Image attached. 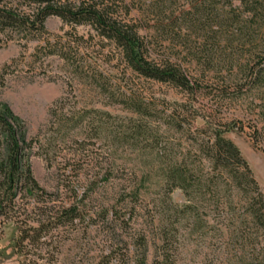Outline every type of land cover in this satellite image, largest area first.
I'll use <instances>...</instances> for the list:
<instances>
[{
  "label": "trees",
  "instance_id": "16d2710c",
  "mask_svg": "<svg viewBox=\"0 0 264 264\" xmlns=\"http://www.w3.org/2000/svg\"><path fill=\"white\" fill-rule=\"evenodd\" d=\"M49 17L59 18L72 31L64 41L46 40L40 50L65 62L77 83L103 97L104 107L121 106L140 119L124 130L106 111L64 114L71 101L66 98L50 109L47 133L26 139L22 124L0 110V226H13L9 240L18 261L55 263L54 233L85 218V201L113 182L115 168L109 156L126 147L150 157L151 170L142 182L152 171L159 178L154 202L162 209L163 224L156 230L162 261L168 260L171 240L178 241L184 226L190 234L204 228L214 232L216 239L208 247L214 248L215 256L204 264H264V196L238 149L223 137L237 129L235 123L212 127L206 142L195 150L197 164L185 157L190 151H180L181 140L173 144L169 138L171 130L190 127L189 103L204 89L212 95L218 92L222 101L250 98L256 117L250 137L255 147L264 146V0H0V32L36 40L47 35L44 24ZM77 26L90 28L94 35L88 42L96 39L98 48L117 50L125 68L138 78L170 86L185 96L186 103L172 108L162 103L157 110L121 92L96 61L86 62V42L75 33ZM67 145L73 152L61 157V147ZM31 155L56 169L55 193L34 179ZM92 162L93 174L83 179L80 171ZM175 191L183 203H174ZM118 197L116 205L125 213L120 227L133 231L129 237L134 243L117 253L112 249L96 264H147V238L154 231L133 229L140 186L123 189Z\"/></svg>",
  "mask_w": 264,
  "mask_h": 264
},
{
  "label": "rangeland",
  "instance_id": "374dc122",
  "mask_svg": "<svg viewBox=\"0 0 264 264\" xmlns=\"http://www.w3.org/2000/svg\"><path fill=\"white\" fill-rule=\"evenodd\" d=\"M135 15L133 12L130 16ZM44 26L47 35L32 41H27L18 34L0 32V110H7L22 124L26 139H33L38 135L42 138L47 133L50 128V109L54 103L66 98L71 101L66 104L64 114L71 111H89L93 108L108 112L114 124L123 126L124 130L125 127L133 126L140 119L138 116L121 109V106L104 107L103 97L94 94L89 87L77 83L73 79L72 69L65 62L40 50L46 40L50 43H54L57 38L66 40L65 34L70 33L72 28L57 17H49ZM73 29L86 42L83 44L86 62L96 61L105 76L124 94L143 100L157 110H161L162 103L170 108L186 103L185 96L170 86L146 81L134 75L125 68L118 51L113 47L105 45L100 49L95 46L98 42L96 39L88 42L89 35H94L89 27L77 26ZM201 91L202 94L195 93L194 99L189 103L187 117L191 121L190 127L185 124L177 132L171 130L169 138L173 140V144L181 140L180 151H190L185 157L197 164L200 159L198 160L199 153H195V150L198 144L206 142L212 127H216V124L235 123L237 129H230L223 137L238 149L264 196V146L255 147L250 137L252 121L256 120L250 105L251 99L245 96L238 100L222 101L221 95L216 91L214 95L204 89ZM239 124L243 128L241 131L238 130ZM84 136L77 138L82 140ZM68 147L69 145L61 147V157L72 154L73 149ZM90 150L95 152L92 148L88 149L89 152ZM101 154L102 158L107 159L105 156L108 153L104 149ZM149 158L126 147L109 156V161L115 168L112 184L85 201V218L76 222L73 227L54 233L51 244L56 253L54 264H96L112 249L117 253L123 251L126 245L131 248L134 239H130L129 235L133 231L121 229L120 224L125 219V213L122 205L117 206L116 201L120 198L118 192L123 189L129 192L134 186H140L142 198L136 205L137 222L133 229L143 228L155 232L147 238V264L155 260L160 264H204L214 259V248L208 247L209 242L213 244L216 239L214 232L204 228L199 233L190 234L189 228L183 226L177 234L178 241L175 243L171 240L172 250L168 253V260L162 261L161 244L156 234V230L163 224L160 219L162 209L154 202L159 178L152 171L150 177L142 182V178L151 170L147 164ZM29 162L38 185L48 193H55L58 184L56 169L48 168L44 159L36 155H31ZM92 164L93 162L88 163L80 171L83 179H88L93 174ZM202 164L205 165L203 161ZM171 197L176 204L184 202L179 191H175ZM63 198L65 196L61 195V199ZM59 203L60 199L54 202L56 206ZM112 207L115 208L111 209ZM13 232V226L9 223L0 226V264H23L12 254L9 239ZM170 234L175 237L173 233Z\"/></svg>",
  "mask_w": 264,
  "mask_h": 264
}]
</instances>
